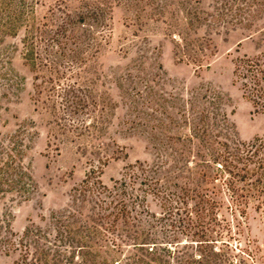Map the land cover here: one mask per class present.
I'll use <instances>...</instances> for the list:
<instances>
[{
  "label": "rangeland",
  "instance_id": "374dc122",
  "mask_svg": "<svg viewBox=\"0 0 264 264\" xmlns=\"http://www.w3.org/2000/svg\"><path fill=\"white\" fill-rule=\"evenodd\" d=\"M220 5L221 0H0V162L22 177L20 187L0 200L13 240L32 237L37 227L53 240L44 232L46 219L75 203L88 175L113 186L142 162L160 167L174 192L188 178H201L193 157L203 146L264 138V115L255 113L234 78L237 58L264 50V12L251 27L231 18L233 13L206 27ZM65 22L91 31L79 40L89 46L80 54L86 66L69 77L79 82L76 94L84 99L77 113L57 93H39L42 74L25 55L29 36L44 44ZM182 33L205 40L203 67L177 55ZM51 95L57 108L49 106ZM187 165L192 173L184 175ZM214 185L206 184L222 190ZM221 195L218 243L201 249L195 230H179L173 249L199 256L211 246L218 264H264V208L236 216ZM24 255L20 248H3L0 264H27Z\"/></svg>",
  "mask_w": 264,
  "mask_h": 264
},
{
  "label": "trees",
  "instance_id": "16d2710c",
  "mask_svg": "<svg viewBox=\"0 0 264 264\" xmlns=\"http://www.w3.org/2000/svg\"><path fill=\"white\" fill-rule=\"evenodd\" d=\"M263 1L221 0L206 27L211 28L231 13V18L251 27L257 14L264 12ZM79 17L81 21L86 18L84 14ZM57 31L41 45L34 35L29 36L25 55L42 74L39 93H57L77 113L84 99L76 94L79 82L69 77L86 66L88 60L80 54L89 46L80 41L82 37L88 38L91 31L85 24L77 27V22H65ZM61 36L65 42L60 40ZM178 36L177 55L189 57L203 67L207 57L205 40L183 33ZM234 78L255 113L264 115V50L253 57L237 58ZM48 100L49 106L57 108L52 95ZM213 144L203 146L193 157L197 159L195 172L201 178H188L189 182L174 192L160 177V167L142 162L131 165L125 177L113 186L105 185L94 173L88 175L76 190L75 203L46 219L48 231L44 232L53 240L44 239L42 228L37 227L32 237L25 233L17 243L9 220L0 209V251L20 248L27 264H218L215 247L210 246L209 252L199 250V256L173 249L180 242L178 231L183 234L195 230L192 236L201 249L217 244V211L225 205L222 193L236 216H247L251 207L256 211L264 208V138L247 142L225 139L217 143L219 147ZM188 165L184 175L192 173ZM10 169V163L0 162V200L22 183L21 174L11 175ZM206 169L213 172L212 177ZM209 183L215 184V188L221 185L222 190L211 191L206 186ZM43 239L46 244L40 243Z\"/></svg>",
  "mask_w": 264,
  "mask_h": 264
}]
</instances>
